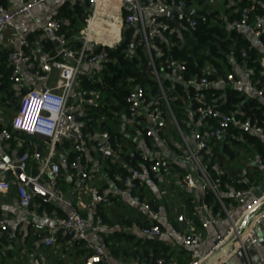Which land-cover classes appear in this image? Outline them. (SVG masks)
I'll return each instance as SVG.
<instances>
[{
	"label": "built area",
	"instance_id": "built-area-1",
	"mask_svg": "<svg viewBox=\"0 0 264 264\" xmlns=\"http://www.w3.org/2000/svg\"><path fill=\"white\" fill-rule=\"evenodd\" d=\"M50 0H17V7H7L0 0V39L8 28H12L19 41L18 48L9 50L7 62L11 68V80L16 85H21L25 77L36 81L37 86L28 87L26 91L15 92L16 109L8 124L0 126V194L7 195L14 187L17 194L16 214L14 216H0V247L3 241L10 235L13 225L24 224L25 217L32 215L39 205L35 201V194L29 185L33 184L46 193L47 202L74 208L73 201L64 197L60 189L61 167L55 161L57 146L65 140H69L75 153L70 163L71 174L76 178L74 192L82 191L90 179L92 168L88 159V144L93 142L96 150L102 155H114L111 136L108 132H97L94 135L84 131V124L79 117L84 115V105H89L92 100H86L79 90L82 78L93 79L101 83L98 64L105 59L104 48H114L123 40V30L135 31L137 44L144 47L152 67L151 74L158 84V93L152 94L149 89L141 84H135L129 91L126 99L127 121L135 129L144 133L148 138H159L164 144H168V126L177 130V135L183 145V151L171 160L165 155L152 157L141 154L145 161L150 162L149 171L153 174H169L173 170L174 161L190 163L203 180V188H210L217 196L222 206L225 217L221 214L208 217L203 222V228H208L216 223H224L227 220L230 226L226 233L219 234L209 253L200 256L192 253L189 264H203L210 255L217 253L221 247L233 241L235 250L232 255L221 258L216 264H227L230 257L241 252L246 264H264V255L253 261L249 256L248 248L258 245V228L264 224V193L257 197L254 195L256 188L236 190L229 186V195L235 202L230 206L239 214L237 220H232L229 207L222 201L217 184L210 180L205 168L206 155L212 154L217 140H223L231 135L233 129L246 130L260 136L264 140V121L252 122L243 110L230 113L218 108L217 101L225 103V95L218 99H210L208 91L224 90L228 88L238 89L249 97H256L264 102V13L260 10L263 5L253 2L240 10L238 18L233 19L228 27L236 34L245 37L251 42L252 47L260 52L259 63L261 71L256 72L255 67L247 66L249 51L241 50L242 60L234 62L231 71L226 74H217L212 65L205 68L207 73L213 74V78L207 75H195L185 82L187 87L194 89L191 94L185 90L188 99L184 100L186 108L198 115V122L177 120L170 104L169 94L164 90L162 73L164 69L171 72L169 77L181 80V74L186 71V62L164 56L161 49L155 44L156 39L166 42V34L171 35L180 31L195 30L198 22L195 13L190 9L186 0H68L73 3H87L88 15L85 24L79 31L77 39L81 46L77 49L62 34V24L58 20V10L51 12L50 18L44 26H36L41 29L46 37L54 43H58L56 55L45 61H39L29 46L30 31L22 30L20 18L30 17L37 6ZM178 21L176 27L173 21ZM115 26L117 36L110 45L105 44L101 37L103 27ZM168 47H172L167 43ZM99 52L96 50L100 49ZM64 57L62 61L58 57ZM156 58L161 59L158 68ZM57 72V79L51 84L52 72ZM1 78V76H0ZM98 97V92H91ZM1 103V101H0ZM195 107V109H193ZM3 117L0 116V123ZM191 133V136L187 134ZM18 135L48 137L47 154L43 160L36 154L18 152L21 141ZM39 138V137H38ZM37 147V145H35ZM35 147V148H36ZM38 154V153H37ZM32 158L37 159L38 168L36 174H29V166ZM18 172L26 176L24 182ZM9 177V179H6ZM142 174L138 169H130L129 174L122 180L123 188L120 195L139 204L147 213L149 224L142 227L140 232L147 238L159 237L163 233L173 239L174 243L192 249L199 243L201 233L184 234L173 230L163 231L158 219L167 213L164 207L154 208L140 195ZM188 188H196L194 178L185 174L182 177ZM109 202V194L104 191L97 195L96 204ZM96 204L92 207V221L89 222L79 212L74 211L67 217L58 218L63 237L71 242L86 241L90 227H106L103 220L97 216ZM201 212L209 209L202 204ZM243 222L244 226L240 227ZM40 245L53 246V236H45L39 239ZM91 255L85 264H100L111 255L103 234H99L94 244H88ZM230 252V253H231ZM34 264H40L35 259ZM155 264H166L163 258L156 260Z\"/></svg>",
	"mask_w": 264,
	"mask_h": 264
},
{
	"label": "crops",
	"instance_id": "crops-1",
	"mask_svg": "<svg viewBox=\"0 0 264 264\" xmlns=\"http://www.w3.org/2000/svg\"><path fill=\"white\" fill-rule=\"evenodd\" d=\"M2 1L7 7L14 8L18 6L17 0ZM64 1L66 0H50L34 8L30 17L20 18L22 30L30 31L29 46L39 61H45L53 57V54L51 51L45 49V41L49 40V38L44 35L41 29L36 28L38 26H44L50 18L51 12L58 9ZM239 2L240 0H196L189 7L194 13L201 10H206L209 13H217V19L227 23L229 17L237 11V9H232ZM252 2H260L264 7V0H252ZM195 6H199L200 8H195ZM18 43L19 41L14 30L8 28L0 39V50L7 51L8 54L9 50L18 48ZM57 50L58 48L55 44V51ZM61 60L67 61L64 57ZM56 79L57 72L53 70L51 84ZM23 80L21 85L12 84L11 89L13 95H9L1 90L2 82L0 80V116L3 117V122L0 123V126L8 124L11 116L15 112L17 101L14 95L15 92L37 86L36 81L30 77H25ZM2 107L6 108V111L3 112ZM123 114L125 117V112ZM118 131L123 132L125 136L127 135L126 131L135 135L134 141L125 143L127 153L130 154L133 151H138L140 155L148 154L152 157L165 155L171 160H174L177 154L183 151V145L177 135V130L173 126H168L167 128L168 144H164L159 138H148L142 131L135 128L132 131H124L120 128ZM187 134L191 136L189 131H187ZM38 150L39 156L37 154ZM35 154L40 157V160H43L47 154V146H43L42 149H39L37 146L35 148ZM68 154V150L58 148L56 150L55 161L61 167L60 189L65 198L73 201L74 208L57 205L66 214L77 211L91 222V209L96 204L97 195L107 191L109 194V202L106 204L102 203V205L104 209L103 213L111 220V224H105L106 227H90L88 229L87 240L75 244L63 237L60 226L56 221L60 218L57 211L52 213H47L45 209L40 211L41 204L35 200L39 208L32 215L25 217L24 224L13 225L7 242H3L0 248V264H34L35 259H38L40 264H85L86 259L91 255L88 244L96 243L99 234L112 236L117 232H124L133 238L131 240L123 239L119 243L118 241L111 240L110 246L115 245L119 247V250L117 253L106 257L100 264H155L156 260L159 259L158 253L151 246L144 244L145 241L151 239L159 240L167 247V251H164L161 257L165 260L166 264H189L192 253H196L202 257L207 255L215 243L216 236L226 233L230 226V222L227 220L224 223L220 222L210 225L206 229L203 228L202 224L205 219L215 216L210 208L205 212H201L200 205H202V202L198 203L205 195L206 188H203L204 182L192 164L176 159L173 165L174 168L169 174H153L145 166H142V185L139 193L152 206L167 209V213L158 219V223L161 225L163 231L173 230L184 234L201 233V238L199 243L192 249L174 243L173 239L165 233L159 237L147 238L140 232L143 225L149 224L150 222L147 213L139 204L120 195L122 189L120 190L119 186L107 174L108 155L99 153L94 143L92 141L90 142L87 156L92 172L87 186L82 191L76 193L74 192L76 178L71 174L65 162V157ZM115 156L113 157L116 158V163L125 165V161L122 158L117 155ZM257 161L258 159L253 158L254 165L257 164ZM37 163L38 161L32 158L28 170L29 174H32L35 170L33 169L34 164L38 168ZM228 167L230 168V166ZM184 173L194 178L197 184L196 188H188L184 184L182 180ZM6 179H9V177H6ZM263 183L264 179L262 181ZM188 198L193 199L191 202L195 209L193 215L189 213L186 204ZM175 201L181 208L184 224H181L178 219L177 206L174 204ZM232 201L235 204L233 199ZM16 204L17 194L14 187L7 195L0 194V211L2 215L14 216L16 214ZM228 209L232 220H237L239 214L230 207ZM221 216L225 217L226 215L223 213ZM242 226H244L243 222L240 223V227ZM257 235L258 245L255 248H248L249 256L253 261L257 260L259 256L264 255V224L258 228ZM34 236H40V238L53 236L55 243L51 247L40 245L38 243L40 238L33 240ZM227 244H224L218 252L222 251ZM234 250L235 244L233 242L231 251ZM228 255H232V252H229ZM211 256L203 264H206ZM227 264H246V261L243 256L236 254L230 257V261Z\"/></svg>",
	"mask_w": 264,
	"mask_h": 264
},
{
	"label": "trees",
	"instance_id": "trees-1",
	"mask_svg": "<svg viewBox=\"0 0 264 264\" xmlns=\"http://www.w3.org/2000/svg\"><path fill=\"white\" fill-rule=\"evenodd\" d=\"M186 1L188 6H191L196 0ZM252 3V0H240L239 4L232 9H237V11L229 17L227 23L217 19V13H209L206 10L198 11L195 13V18L198 22L195 30L180 31V33L176 32L171 35L166 34V42H162L160 39L154 41L164 53V56H170L186 62L187 69L181 74V80L171 79L169 77L171 71L168 69L161 71L164 90L169 94L170 104L178 121L198 122V115L190 112L184 102V100L188 99L185 94L186 89H189L191 94L194 93V89L187 87L185 82L195 75H207L209 78H213V74L205 71L208 64L212 65L213 70L217 74H226L232 70L234 62L240 64L242 60L241 50L245 48L250 55L246 62L247 66L255 67L257 73L261 71L262 68L259 63L260 52L252 47L251 42L245 37L236 34L228 27V24L233 19L239 17L240 10ZM57 10L58 20L62 24V34L74 48L78 49L81 43L77 36L85 24L84 20L88 15V4L73 3L66 0ZM260 10L264 13L263 6L260 7ZM135 36L134 30L124 28L121 43L114 48H104L105 59L98 64L101 83H96L93 79L90 80L88 78H82L79 83V90L83 92L84 98L92 100L91 104L84 105L85 113L79 117V120L83 122L86 133L94 135L97 132H108L110 134L115 154L107 156V174L119 186L120 190L123 188L122 180L129 174L130 169L141 171L142 166H145L149 170L150 162L145 161L138 151H133L131 154L127 153L125 143L128 141L125 134L112 128L108 121L122 111L127 116L126 99L133 85L141 84L149 89L152 94L156 95L158 93V84L151 74L152 67L149 57L144 52V47L137 44ZM167 43H170L172 47L169 48ZM45 49L51 51L53 56L57 53L55 44L50 39L45 41ZM100 50L101 48L96 51L99 52ZM61 58V56L58 57L60 60ZM160 61L161 59L156 58L159 69L161 68L159 66ZM0 76L2 82L1 90L13 95L11 89L13 84L11 81V68L7 62V51L3 50H0ZM23 91L26 90L24 89ZM91 92H98V97L91 95ZM208 95L210 99H218L225 95V103L221 104V100L216 103L222 111L230 113L236 110H243L252 122L261 123L264 121V102L256 97H249L248 94L233 88L211 90L208 91ZM18 138L22 142L18 149L20 154L24 152L35 154V145L42 149L43 146L48 144V140L35 136L18 135ZM88 146H90V142ZM58 148H64L69 151V154L65 157L66 165L69 168L71 161L75 157L71 142L65 140L57 146ZM242 150L246 154V168L238 171L234 168H229V163L242 155ZM115 155L122 158L125 161V165L116 163V158L113 157ZM253 158L258 159L255 165L253 164ZM203 164L210 180L217 184V190L222 201L226 206L230 207L234 204L232 198L229 197L231 194L229 186L240 190L249 187L257 188L262 184L264 179V140L262 137L251 134L246 130L233 129L229 137L216 141L212 154L205 156ZM36 168L37 166L34 164L33 169L35 170L32 174L37 173ZM35 200L41 204L40 211L42 209H45L47 213L57 211L60 218L68 216L55 203L41 200L39 197H35ZM192 200L188 198L186 201L191 215L194 214L195 210L191 203ZM199 202L206 204L214 215H223L220 201L210 188H206L205 195ZM153 207L157 208V206ZM96 210L97 216L103 220L104 224H111V220L103 213L102 204H96ZM146 225H143V227ZM18 230L17 232L19 233ZM103 235L108 247L111 249V254H115L119 250V247L115 245L110 246L111 240L119 243L123 239L131 240L133 238L124 232H117L112 236ZM7 238L3 242H7ZM39 238L40 236H34L33 240H38ZM80 242L76 241L73 243L79 244ZM144 244L151 246L158 253L159 258L162 257L164 251H167V247L156 239L147 240Z\"/></svg>",
	"mask_w": 264,
	"mask_h": 264
},
{
	"label": "water",
	"instance_id": "water-1",
	"mask_svg": "<svg viewBox=\"0 0 264 264\" xmlns=\"http://www.w3.org/2000/svg\"><path fill=\"white\" fill-rule=\"evenodd\" d=\"M175 26L178 27L179 26V23L178 21H173ZM56 46H58V43H55ZM120 107V106H119ZM39 138L41 139H44V140H48V137L44 136V135H38ZM38 155H39V150H38ZM18 175L20 176V178L26 182L27 179H26V176L21 173V172H18ZM29 188L30 190L35 194V196L43 199L44 201H48L49 200V197L46 193H44L43 191H41L40 189H38L36 186H34L33 184H30L29 185ZM264 193V183L259 185L255 192H254V195L257 196V197H260L262 194ZM174 204L177 206V215H178V219L180 220L181 224H184V221H183V214H182V211H181V208L178 206V203L175 201ZM232 245H233V241H230L224 248L222 251L220 252H217V253H214L210 259L208 260V262L206 264H216L221 258L225 257L228 255L229 252H231V249H232ZM238 256H242L241 255V252H238L237 253Z\"/></svg>",
	"mask_w": 264,
	"mask_h": 264
},
{
	"label": "rangeland",
	"instance_id": "rangeland-1",
	"mask_svg": "<svg viewBox=\"0 0 264 264\" xmlns=\"http://www.w3.org/2000/svg\"><path fill=\"white\" fill-rule=\"evenodd\" d=\"M199 6H195V8H197ZM200 8V7H199ZM3 108V107H2ZM2 111H6V108H3ZM109 125L114 128L115 130L118 129H122V130H128V131H132L134 129V127L132 125L129 124V122L127 121L126 116L124 117L123 111L120 112L119 114H117V116H114L113 118H111L108 121ZM127 141L130 143L131 141H134V137L135 135H132V133L130 134V132H127ZM127 144V143H126ZM238 151H240L238 149ZM244 151L242 150V155L238 156L236 160L232 161L229 163V166L231 168H234L235 170H242L246 168V154L244 153Z\"/></svg>",
	"mask_w": 264,
	"mask_h": 264
},
{
	"label": "bare ground",
	"instance_id": "bare-ground-1",
	"mask_svg": "<svg viewBox=\"0 0 264 264\" xmlns=\"http://www.w3.org/2000/svg\"><path fill=\"white\" fill-rule=\"evenodd\" d=\"M102 27V25H101ZM101 31H103V35L101 37L102 41L107 44V45H111L113 43V39L115 38V36H117V31L115 29V26H111V24L109 25V27H102L100 28Z\"/></svg>",
	"mask_w": 264,
	"mask_h": 264
}]
</instances>
